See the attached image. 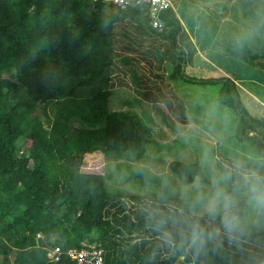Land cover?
<instances>
[{"label":"trees","instance_id":"1","mask_svg":"<svg viewBox=\"0 0 264 264\" xmlns=\"http://www.w3.org/2000/svg\"><path fill=\"white\" fill-rule=\"evenodd\" d=\"M105 5L0 0V264H52L49 247L86 245L103 249L106 264H260L264 229L229 231L225 221L244 220L249 200L235 199L264 179V115L250 110L239 78L219 76L216 67L211 78L187 73V52L176 47L185 29L174 9L162 12L165 25L157 30L142 7L107 12ZM166 42L177 60L168 79L217 87L237 127L228 151L219 143L214 150L231 191L206 216L193 215L168 187L115 194L106 174L81 171L88 155L108 161L146 152V122L134 110L114 111L111 102L140 79L135 60L152 79L161 76ZM170 170L183 185L212 184L201 161L175 160ZM255 219L264 222V205ZM55 264L74 263L63 256Z\"/></svg>","mask_w":264,"mask_h":264},{"label":"rangeland","instance_id":"2","mask_svg":"<svg viewBox=\"0 0 264 264\" xmlns=\"http://www.w3.org/2000/svg\"><path fill=\"white\" fill-rule=\"evenodd\" d=\"M171 1L176 9L182 4L187 8L191 6L192 14L202 8L211 7L208 10L212 19L229 13L231 17L222 20V24L237 27L239 24L254 25L260 38L257 42H262V47L257 51L264 54V0ZM238 14L244 15L243 21L240 22L241 16ZM217 21L219 22L212 20L213 23ZM160 48L168 56L165 62L173 63L170 61L173 57L172 52L169 53L170 48L165 46L163 49V45ZM135 62V75L140 76V79L131 82L129 88H119L118 92H114L116 96L112 99L111 109L134 110L142 117L150 129V142L146 152H125L119 155L118 160L108 161L101 154L88 155L81 171L88 174H106L108 190L115 194L146 195L157 193L161 186L168 187L173 195L185 199L193 215L206 216L208 212L217 210L220 202L225 200L224 197L231 191V183L219 167V160L222 159L219 154L215 155L214 150L217 143L221 144L219 150L223 151H228L233 145L231 135L237 127L232 123V112L218 103L217 87L175 83L166 77L168 71L165 68L164 72L159 71L160 77L152 79L154 77L148 75L149 70L143 68L136 60ZM237 66L236 69L241 68L239 64ZM151 70L157 72L155 69ZM239 75L245 77L239 81L242 88L260 94L264 100V73L253 69ZM192 76L202 78L201 74ZM213 76L214 74L211 75ZM175 160L188 163L201 161L212 184L183 185L178 176L170 170V163ZM243 198L248 199L250 203L244 220L235 221L226 229L244 232H247L249 227H253L254 231L264 229V222L255 219L260 204L252 197L250 187L235 199L236 203ZM225 207L229 208L226 204ZM152 209L155 213L161 212V209Z\"/></svg>","mask_w":264,"mask_h":264},{"label":"crops","instance_id":"3","mask_svg":"<svg viewBox=\"0 0 264 264\" xmlns=\"http://www.w3.org/2000/svg\"><path fill=\"white\" fill-rule=\"evenodd\" d=\"M172 3L185 29V33L182 32L178 35L179 39L176 47L178 52L181 50L187 52L185 69L190 76L201 74L203 79L211 78V75L215 74L213 67L218 69L219 74L217 75H225L230 78L244 79L245 77L239 74L253 69H258V71L264 73V54L257 51L262 47V42H257L260 39L257 27H254V25L239 24V27H237L226 25V23L222 24V20H228L227 17L230 14L227 13L212 19L208 10L211 7L202 8L192 14L191 6L187 8L182 4L179 9H176L174 2ZM240 16L239 20L241 22L244 20L242 19L244 15ZM212 20H219V22L213 23ZM188 37L190 40H188ZM189 41L198 49L194 55L191 54L192 47H190ZM162 43L165 42L162 41ZM166 43L168 44V42ZM172 58H170V61L177 63V60H172ZM238 64L241 68L236 69L235 66ZM251 65H254V67L252 68ZM166 70L168 71L166 77H169L172 62L166 63ZM192 77L199 78L197 76ZM131 78H133L132 74L129 75L128 79L131 81ZM245 91L252 97L249 103L250 110L259 113V115H264V100L260 97V94L246 89Z\"/></svg>","mask_w":264,"mask_h":264},{"label":"built area","instance_id":"4","mask_svg":"<svg viewBox=\"0 0 264 264\" xmlns=\"http://www.w3.org/2000/svg\"><path fill=\"white\" fill-rule=\"evenodd\" d=\"M93 4L100 0H91ZM106 2L105 9L111 12L113 7H117L123 11L142 7L146 9L149 15V21L154 29L160 30L164 28V22L161 19L163 11L174 9L171 0H104ZM63 256H67L74 264H106L105 253L101 248L86 245L82 249L63 250L60 246H52L47 249V259L49 263H58ZM260 264H264V261Z\"/></svg>","mask_w":264,"mask_h":264},{"label":"clouds","instance_id":"5","mask_svg":"<svg viewBox=\"0 0 264 264\" xmlns=\"http://www.w3.org/2000/svg\"><path fill=\"white\" fill-rule=\"evenodd\" d=\"M251 194L257 203L264 205V179L259 177L255 178V181L251 184ZM231 223L232 221L230 219H226V227H230ZM196 238H198V233H194V242Z\"/></svg>","mask_w":264,"mask_h":264}]
</instances>
